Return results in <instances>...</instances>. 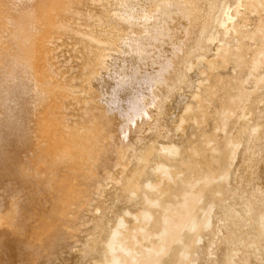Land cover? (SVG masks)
Here are the masks:
<instances>
[{
    "label": "bare ground",
    "instance_id": "bare-ground-1",
    "mask_svg": "<svg viewBox=\"0 0 264 264\" xmlns=\"http://www.w3.org/2000/svg\"><path fill=\"white\" fill-rule=\"evenodd\" d=\"M0 264H264V0H0Z\"/></svg>",
    "mask_w": 264,
    "mask_h": 264
}]
</instances>
